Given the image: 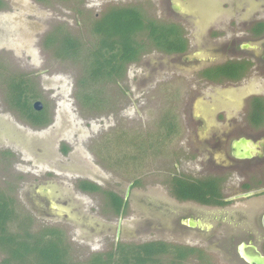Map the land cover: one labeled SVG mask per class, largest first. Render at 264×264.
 Listing matches in <instances>:
<instances>
[{
	"label": "rangeland",
	"instance_id": "obj_1",
	"mask_svg": "<svg viewBox=\"0 0 264 264\" xmlns=\"http://www.w3.org/2000/svg\"><path fill=\"white\" fill-rule=\"evenodd\" d=\"M2 3L0 189L16 200L18 213L28 215L30 230H61L72 264L105 254L119 242L141 245L150 241L194 247L204 253L201 261L193 257L182 264H240L235 254L238 243L230 248L221 240L222 235L233 233L231 228H221L207 213L186 211V205L169 195L167 182L175 176L198 175L196 155L187 148V143H197L193 134L200 128L193 116L210 119L215 106L208 103L217 104L211 101L218 93L229 92L231 98L229 103L221 102L215 113L224 111L230 119L239 117V104L233 105L240 102L239 89L231 84L208 85L198 72L220 57L222 49L237 46L240 37L241 44L251 41L254 45L253 50H242L241 58L256 62L259 70L264 38L252 40L249 27L256 18L264 19V0ZM118 7H136L146 18L180 24L188 52L170 57L152 51L130 64L121 80L86 82L81 87L87 70L83 56L96 41L91 23ZM54 32L58 41L66 34L77 39L79 58L60 57V45L47 44L46 38ZM19 77H28L33 83L35 101L46 111L45 126L31 125L10 105L6 84ZM249 77L255 79L241 88V97L250 93L247 89L251 84L252 92L264 91L263 76L252 69ZM94 91L99 92L101 101L85 104L84 95ZM166 113L175 117L179 130L161 151H154L151 142ZM231 122L215 124L221 131ZM204 132H198L200 139L207 136ZM81 182L92 183L99 190L82 192L78 188ZM106 193L126 197L125 210L118 213L112 209ZM189 216L212 226V231L180 227L179 219ZM227 217L224 222H231ZM222 229H226L224 234ZM2 258L0 253V264ZM159 258L160 264H175L172 256Z\"/></svg>",
	"mask_w": 264,
	"mask_h": 264
},
{
	"label": "trees",
	"instance_id": "obj_2",
	"mask_svg": "<svg viewBox=\"0 0 264 264\" xmlns=\"http://www.w3.org/2000/svg\"><path fill=\"white\" fill-rule=\"evenodd\" d=\"M3 6L0 0V9ZM90 27V32L96 41L89 52L83 56V63L87 70L79 83L81 87H84L86 82L92 85L103 80H121L127 67L137 63L149 52L157 51L170 55L182 54L188 50V40L182 26L146 18L136 7L107 10L94 20ZM56 33L46 38L47 44H59L57 54L60 57L79 58L81 46L77 39L66 34L61 36L62 40L59 42L55 36ZM238 69V64H229L220 71L230 78L237 79L235 75L237 76ZM203 75L209 78V72H204ZM30 82L28 77L8 80L6 90L9 103L31 125L45 126L46 111L36 112L32 108L37 94H35L33 83ZM84 96H87L83 99L85 104H92L95 99L98 102L101 101L97 91ZM159 122V130L154 136V142H151L154 151H161L164 143L179 130L176 119L171 116V113H166ZM172 186L175 196L181 200L192 199L208 203L203 198L204 195H200L199 191L202 190L200 185L194 186V189H190V186L184 188L188 192L193 191L194 195H179L178 193L182 191L180 188L184 185L180 184L177 190L176 181ZM78 188L82 192L99 190V187L87 182H81ZM105 197L116 212L125 210L126 202L121 196L106 193ZM18 207L12 195L0 189V253L4 254L1 264H72L69 262L70 249L63 232L54 228L31 231L30 218L28 215L18 213ZM203 254L201 250L194 247L178 246L161 241H150L141 245L119 242L111 251L105 254H94L82 264H160L159 257L163 255L172 256L175 264H182L193 257L201 261Z\"/></svg>",
	"mask_w": 264,
	"mask_h": 264
},
{
	"label": "flooded vegetation",
	"instance_id": "obj_3",
	"mask_svg": "<svg viewBox=\"0 0 264 264\" xmlns=\"http://www.w3.org/2000/svg\"><path fill=\"white\" fill-rule=\"evenodd\" d=\"M177 9L178 7L174 6V11ZM184 15L186 16L185 13ZM190 16L194 17L192 14ZM249 28L252 40L264 38V19L256 18ZM253 48L254 45L251 41L248 44H241L240 37L237 46L228 47L226 50L222 49L219 52L220 57L199 70V77L208 85L231 84L234 85L232 87L239 89L240 102L233 103V105L236 103V106L237 103L239 104V117L236 120V117L230 119L224 111L215 113L221 102L229 103L231 98L229 92L218 93V97L212 99L211 102H217L218 105L208 103L209 106H215L210 119L194 114L197 116H193V119L196 120V124H200V128L193 134L197 136V143H187V148H191V151L196 155L195 165L199 169L198 175L175 176L167 182L170 189L169 195L186 205L185 208H188L186 211H201L205 215L208 214L209 219L219 223L221 228L226 226L231 228L233 233L222 235L221 240L230 248L238 243L235 254L240 260V264H248L242 254L243 252L249 253L252 246L256 247L264 257V91L252 92L254 87L251 84V87L249 86L247 89L250 93L246 97H241V88L249 85V82L255 79L249 77L252 69L264 77V54L261 55L257 64L259 70L255 68L256 62L250 58H241L242 50L250 51ZM187 52L188 50L182 54L165 55L176 57L183 56ZM236 54L237 58H234ZM229 64H238V73L237 76L235 75L237 79L230 78L220 71ZM204 72H209V78L203 75ZM212 73L213 76L215 75L214 78H212ZM219 92L222 91L219 90ZM35 102L37 101L32 103V108ZM197 107L196 105V110H198ZM210 109L212 108L210 107ZM193 113H197V111ZM214 113L216 115L213 118ZM223 120L232 122L227 125L226 129L220 131L216 127L215 121L220 123ZM200 129L205 131L203 135L207 133L204 139L199 137ZM212 129L214 130L212 131ZM7 130H11V127ZM211 131L212 133L208 135ZM236 145L244 157L236 156ZM175 181L177 190L180 184L184 185L183 188H180L182 191L178 193L179 195H194L193 191L188 192L184 188L190 186V189H194V186L199 187L198 185H200L202 187V190L199 191L200 195H204L203 198L208 203L177 198L172 186ZM115 195L118 194L115 193ZM122 198L126 202V197ZM226 216L231 222H224L223 219ZM190 222L194 223L195 227H190ZM179 225L187 229H199L206 232L212 231L213 228L210 225H203L199 219L193 216L185 219L180 218ZM225 232L226 229H222V233Z\"/></svg>",
	"mask_w": 264,
	"mask_h": 264
},
{
	"label": "water",
	"instance_id": "obj_4",
	"mask_svg": "<svg viewBox=\"0 0 264 264\" xmlns=\"http://www.w3.org/2000/svg\"><path fill=\"white\" fill-rule=\"evenodd\" d=\"M33 109L35 111H41L42 110V104L40 102H35L33 104ZM236 156L241 158L244 157V154H241L238 150V145H236ZM248 156V155H247ZM47 193V192H46ZM190 227H195V224L190 222L189 223ZM243 259L248 263V264H264V257L258 252L256 247H251V250L249 253H244L242 254Z\"/></svg>",
	"mask_w": 264,
	"mask_h": 264
}]
</instances>
